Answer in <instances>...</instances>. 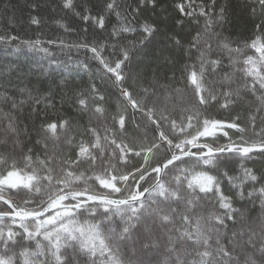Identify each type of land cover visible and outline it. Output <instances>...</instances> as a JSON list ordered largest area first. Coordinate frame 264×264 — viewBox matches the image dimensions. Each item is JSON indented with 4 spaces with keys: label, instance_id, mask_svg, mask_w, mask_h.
Segmentation results:
<instances>
[{
    "label": "snow or ice",
    "instance_id": "snow-or-ice-1",
    "mask_svg": "<svg viewBox=\"0 0 264 264\" xmlns=\"http://www.w3.org/2000/svg\"><path fill=\"white\" fill-rule=\"evenodd\" d=\"M157 2L139 0L132 11L138 15L142 8H155ZM258 4L264 9V0H258ZM62 6L85 23H90L94 30L106 29L107 13L115 12L118 19L121 16L116 0H109L95 15L87 5L82 12L76 11L73 0H62ZM211 6H215V0ZM174 7L181 16L204 17L205 34L215 35L212 29L227 17L223 5L215 17L203 4L198 5V13L193 10L192 3L178 2ZM251 11L255 13L256 9ZM30 19L35 25L41 22L37 16ZM183 23L182 19L176 20L177 25ZM57 24L65 31L69 30L63 22L57 21ZM138 30L142 36L129 41V46L97 43L95 40L69 44L59 37L44 41L39 36L25 39L11 34L0 35V48L17 56L26 50L33 56H43L51 61L55 58L54 47L67 52L83 50L86 59L101 66L98 70L100 78H107L106 82L119 92L114 112H109L106 107L111 94L95 83L74 94L77 112L90 113L103 117V120L96 127L90 126L91 120L89 126L76 125L82 138L78 142L69 140V143H74L72 154L62 157L56 166H53V157L48 155L46 143L43 158L39 154L34 156L31 148L19 158L11 153H0V264H132L126 255H138L135 248L129 247L134 230L144 217L153 216L160 226L174 224L175 217H179L182 226L179 237L187 245L185 254L190 257L187 264H210L205 221L193 211L200 207L201 198L214 201L224 210L211 215L212 222L224 230L228 229L227 220L236 223L238 210L233 208L232 197L225 193L221 178L238 189L237 194L241 197L245 195V182L250 183L247 197L259 199L264 208V171L258 176L252 168L241 164V174L235 176L221 168L229 156L245 161L264 160V124L257 130L256 117L251 114L247 127L239 114L227 119L207 115L213 106L232 112L236 106L233 97H239L240 89L233 91L229 88L218 93L205 86L206 73L222 71L223 55L226 54L234 69L240 66L243 88L264 107V30L256 25L252 36L242 44L235 42L237 47H232L234 42L227 37L223 38L217 45L220 52L216 58H212L211 45L202 46L201 34L197 33L189 47L196 49L198 64H184L180 77L185 89L191 91L192 104L183 109L178 118L167 109L157 108L152 100L155 93L149 88H142V95L135 92V83L141 73L129 67L133 58L132 48L148 42L149 37L156 35L158 27L145 21L139 29L128 24L113 28L111 33L113 37H119L121 33L131 34ZM167 39L175 50L184 49L185 45L175 31L168 34ZM106 47L114 50L112 55L116 56L115 59L104 54ZM75 62L80 70L88 71L85 62L78 58ZM6 67L10 72L17 70L12 64ZM153 74L154 83L155 70ZM234 74L225 73L223 81L229 83ZM130 79L133 81L131 85L128 84ZM169 79L175 80V73ZM63 86L64 79L55 85ZM19 91L28 92L32 98L27 88ZM0 100H11L13 110H22L25 103L23 100L17 103L6 90L0 92ZM36 103L40 100L37 99ZM35 113L36 107L33 106L32 114ZM137 116L144 127L150 129V136L140 138L129 133L130 126L135 125L137 129L141 126L137 123ZM4 118L8 121L7 131L17 133L16 118L10 113L4 114ZM72 126V120L63 116L55 120L45 119L39 125L41 139L36 143L59 140L61 134ZM249 129L251 136L247 135ZM233 135L237 138L233 139ZM221 137L226 142L220 143ZM204 165H215L217 174H208L202 168ZM197 167L201 170L197 171ZM85 214L98 222L86 221L81 225L77 217ZM145 232L151 235L148 225H145ZM135 235L143 238L144 233ZM235 235L233 233L227 243L217 248V254L229 262L239 259L232 254ZM154 246L156 244L152 240L141 244L145 258L136 264H161L158 258L148 255ZM258 251L264 255V245Z\"/></svg>",
    "mask_w": 264,
    "mask_h": 264
},
{
    "label": "trees",
    "instance_id": "trees-1",
    "mask_svg": "<svg viewBox=\"0 0 264 264\" xmlns=\"http://www.w3.org/2000/svg\"><path fill=\"white\" fill-rule=\"evenodd\" d=\"M73 2L76 11L82 12L83 7L87 5L95 15L109 0H73ZM178 2L192 3L196 13L199 12L198 5L203 4L213 17L223 5L227 12L226 20L212 29L215 35L205 34V18L199 15L192 18L181 16L174 7ZM138 3L139 0H116L117 11L121 13V16L118 19L115 12L107 13L106 29L101 31L94 30L90 23H85L73 12L64 9L62 0H0V35L11 34L25 39H35L39 36L44 41L59 37L69 44L95 40L97 43L129 46V41L139 39L142 32L138 30L135 33H121L119 37H113L111 35L113 28L118 29L123 25L131 24L139 29L140 24L145 21L154 23L158 27L156 35L149 37V41L144 45L137 44L132 48L133 58L129 67L134 72L141 73L135 83V92L142 95L141 89L149 88L150 92L155 93L152 100L156 103L157 108L167 109L169 113L178 118L181 111L192 104L191 91L185 89L180 77L184 64H198L196 49L189 47L197 33L201 34L202 46L210 44L213 50L212 58H216V54L220 52L217 45L223 38L227 37L234 42L232 47H237V43L242 44L244 40L252 36L256 25L259 24L264 30V9L259 6L258 0H215L214 7L211 6L212 0H158L155 8L151 6L142 8L137 15L132 10ZM253 8L256 9L255 13L251 11ZM32 16H37L40 19L39 25L31 23L30 17ZM177 19H182L184 23L177 25ZM57 21L67 25L69 30L65 31L59 27ZM173 31L185 45L183 50L178 51L171 47L167 36ZM22 51L24 54L17 56L0 48V92L6 90L17 103L21 100L25 101L22 110H13L11 100H0V153H11L19 158L31 148L34 156L39 154L43 158L46 143L48 155L53 157V166H56V162L62 157L72 154L74 143H69V140L78 142L82 138L76 125L89 126L91 120L90 126L96 127L103 120V117H95L90 113L77 112L74 106V94L86 90L90 83H95L98 88L111 94L109 105L106 107L109 112H114L117 108L119 92L109 82H106L107 78L104 80L100 78L98 70L101 66L96 61L86 59L83 50L67 52L54 47L52 51L55 58L51 61L43 56H33L26 50ZM113 51L111 47H106L104 54L110 59H115L116 56L112 55ZM116 51L118 52V48ZM165 56H168L169 59L165 60ZM77 58L88 65V71L80 70L75 62ZM9 64L15 65L17 70L10 72L6 67ZM239 67L237 65L234 69L228 56L224 54L223 70L206 73L205 86L214 92H223L229 88L233 91L237 88L240 89L239 97H233L236 106L232 112L213 106L208 109L206 114L218 119H227L239 114L246 127L248 116L251 114L256 117L258 130L259 126L264 124V107H261L259 101L243 88L244 77L239 71ZM153 70L156 73L154 83ZM228 72H235V74L229 83H225L223 76ZM173 73H175V80L169 79ZM61 79L65 80V86L55 87ZM128 84H133V81L130 79ZM20 88H27L31 92L32 98H29L28 92L21 93ZM50 88L51 94L49 95ZM176 89H182V91L177 92ZM45 97L47 98L45 99ZM37 99L40 100L38 104L36 103ZM46 105L50 106L46 107ZM33 106L36 107L35 114H32ZM9 113L16 118L17 133L15 134L6 129L8 121L4 118V114ZM61 116L70 118L73 126L62 133L59 140H47L37 144L36 141L41 139V136L38 135L41 122L45 119L55 120ZM137 123L141 126L139 129L135 125L130 126L129 133L131 135L140 138L151 135L150 129L144 127L139 116H137ZM229 131L231 134V130ZM247 135L251 136V129ZM236 138L237 135H233V139ZM219 142L226 141L221 137ZM241 164L252 168L258 176L261 171H264V160L260 158L245 161L232 156L227 158L221 168L229 175L239 176ZM202 168L210 175L217 174L215 165H204ZM196 170L200 171L201 167H197ZM221 183L225 193L233 199V208L238 210L235 224L233 220H227V230L214 224L211 215L213 213L220 214L224 210L210 199L201 198L200 207L193 209L204 218L206 234L210 237L208 241V250L211 253L210 264H253V258L255 264H264V255L258 251L261 245H264V208L261 207L259 199L254 200L247 197V192L251 190L250 183L245 182L244 197L239 196L237 194L239 190L228 184L225 178H221ZM256 186L259 187V184ZM77 219L81 225H84L86 221L87 223L98 222L92 221L87 214L77 217ZM116 220L119 221V217H116ZM175 220L174 224L160 226L154 216L144 217L134 230L133 240L129 244L130 248L137 250L138 255L127 253L126 259L131 260L132 264L144 259L141 244L147 243L149 238L155 234L159 243L155 242L156 246L153 249L159 250L160 253H155L154 259L158 258L161 264H166L167 261L168 264H187V260L190 259L185 254L187 246L179 237V230L182 226L179 217H175ZM145 225L151 229V235L145 232ZM135 233H144V236L138 238ZM167 233H170V236H167ZM233 233L236 235L233 239L232 254L233 257L238 256L239 259H232L229 262L217 254V248L227 243L229 238L233 237ZM170 238L172 243H170ZM173 248L174 250L170 251ZM85 259L89 258L85 257Z\"/></svg>",
    "mask_w": 264,
    "mask_h": 264
},
{
    "label": "bare ground",
    "instance_id": "bare-ground-1",
    "mask_svg": "<svg viewBox=\"0 0 264 264\" xmlns=\"http://www.w3.org/2000/svg\"><path fill=\"white\" fill-rule=\"evenodd\" d=\"M167 236H170V233H167ZM149 240H152V241H154V242H157V243H159V240H158V237L155 235V234H153L150 238H149ZM148 240V241H149ZM209 240H210V237H209ZM208 240V241H209ZM135 246H137V244H134ZM187 246V245H186ZM155 253H160V251L159 250H157V249H153L152 248V250L148 253V255L149 256H151L152 258H154V254ZM171 257H173V256H171ZM174 258V257H173Z\"/></svg>",
    "mask_w": 264,
    "mask_h": 264
}]
</instances>
